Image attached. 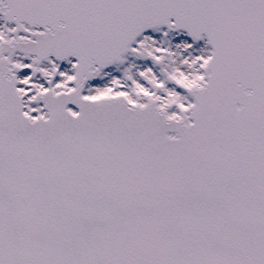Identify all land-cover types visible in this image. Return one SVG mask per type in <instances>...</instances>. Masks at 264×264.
<instances>
[{
	"label": "snow or ice",
	"instance_id": "obj_1",
	"mask_svg": "<svg viewBox=\"0 0 264 264\" xmlns=\"http://www.w3.org/2000/svg\"><path fill=\"white\" fill-rule=\"evenodd\" d=\"M0 264H264V0H0Z\"/></svg>",
	"mask_w": 264,
	"mask_h": 264
}]
</instances>
